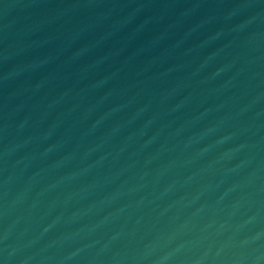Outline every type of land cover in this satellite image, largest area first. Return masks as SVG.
<instances>
[{
  "label": "water",
  "instance_id": "water-1",
  "mask_svg": "<svg viewBox=\"0 0 264 264\" xmlns=\"http://www.w3.org/2000/svg\"><path fill=\"white\" fill-rule=\"evenodd\" d=\"M0 264H264V0H0Z\"/></svg>",
  "mask_w": 264,
  "mask_h": 264
}]
</instances>
